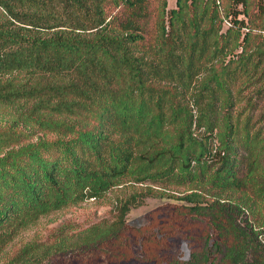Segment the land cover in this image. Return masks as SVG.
<instances>
[{"label": "trees", "instance_id": "16d2710c", "mask_svg": "<svg viewBox=\"0 0 264 264\" xmlns=\"http://www.w3.org/2000/svg\"><path fill=\"white\" fill-rule=\"evenodd\" d=\"M168 1L0 0V252L52 213L164 186L7 264H264V0H228L225 17L220 0ZM186 183L188 205L128 224ZM196 183L252 200L203 205ZM229 210L260 216L239 233ZM177 240L188 259L169 253Z\"/></svg>", "mask_w": 264, "mask_h": 264}, {"label": "rangeland", "instance_id": "374dc122", "mask_svg": "<svg viewBox=\"0 0 264 264\" xmlns=\"http://www.w3.org/2000/svg\"><path fill=\"white\" fill-rule=\"evenodd\" d=\"M221 5V15L225 17L224 8H226L229 4L228 0H220ZM176 8V0L168 1L167 10ZM224 28L227 29L229 25L230 18H225ZM264 103V102H262ZM12 111H4L0 113V116L7 119L11 116L9 113ZM4 123V122H3ZM42 135L41 133L36 134L35 139ZM153 187L157 190H163L164 186L160 184L154 183H146V184H135V183H127L124 186L117 187L110 192H108L103 198L89 199L79 205L71 206L67 209L52 213L51 215L42 218L38 224L35 226L23 231L20 235L15 238L13 242L3 247V250L0 252V264H7L11 257L14 255L16 251H18L21 247L26 244L32 242H45L49 239L51 234L56 232L63 226L72 225L74 230H82L85 229L95 223H98L104 219L110 218L113 214V208L115 204L123 199L134 191H139L141 189H145L146 187ZM196 188L200 189L201 192L205 195V199L203 200V205L211 204L212 202H216L215 197H220L222 203L227 205L229 204L228 200L237 201L243 197L248 200L251 199V195L242 194V193H220L218 190L211 189L209 185H199L194 184ZM189 187L186 184L181 185H171L168 187V193L173 197H148L145 199L144 204L141 207L132 209L131 212L127 216V222L131 226H142L146 225L153 220H161L164 215L170 213L173 209V205L187 204L183 200L177 199L178 197H182L186 195V191L188 192ZM190 205V204H189ZM261 215L264 216V204H262ZM223 215L221 217L226 221L227 225H234L237 228H240L239 233L243 230L248 232L249 228H251L252 223L257 220V216H254L252 212L248 210H243L241 212L236 211L230 214L229 211H223ZM153 215V216H152ZM231 221V222H230ZM172 255H175L182 259H188L190 257V251L185 242L176 241L169 252ZM119 264H143L142 259L140 258H132L126 260L125 262Z\"/></svg>", "mask_w": 264, "mask_h": 264}]
</instances>
